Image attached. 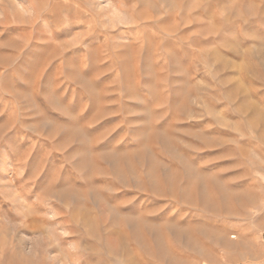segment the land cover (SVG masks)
Wrapping results in <instances>:
<instances>
[{
  "label": "rangeland",
  "instance_id": "obj_1",
  "mask_svg": "<svg viewBox=\"0 0 264 264\" xmlns=\"http://www.w3.org/2000/svg\"><path fill=\"white\" fill-rule=\"evenodd\" d=\"M46 2L0 0V264H264V0Z\"/></svg>",
  "mask_w": 264,
  "mask_h": 264
},
{
  "label": "bare ground",
  "instance_id": "obj_2",
  "mask_svg": "<svg viewBox=\"0 0 264 264\" xmlns=\"http://www.w3.org/2000/svg\"><path fill=\"white\" fill-rule=\"evenodd\" d=\"M87 2H88V0H74V1L73 0H68V1L67 0L66 1H64V0H47L45 5H48L50 8L47 9V10H44V12H43L44 5H40L39 7H37V10L35 9L36 10V12H35L36 14H35V17H34L33 21H35L39 17L40 18L43 17L44 14H47V13H49L51 11H54L55 8L57 9L59 7H62V6L65 7L66 9H68L69 7H72L75 14L81 13V12L85 13L86 11H88V8H89ZM91 16H92V14H90V17ZM208 219L209 218H207L206 220L208 221ZM127 220H129V218H127ZM206 220L205 221L203 220V221L207 223ZM211 220H212V218H211ZM211 222H209V223H211ZM209 223H207V224H209ZM212 223L210 225H208V226L204 225V224L202 225V223H201V224L195 225L194 228H195V230L207 235V237H209L210 239L214 240V242H221L223 244H230L231 241L229 239L226 240L225 235L222 234V232L224 233L226 231L227 228L224 229L226 226L224 225L225 227L224 226L219 227L220 225L218 226L217 223L216 224L215 223L212 224ZM133 225L134 226L133 227L131 226V228L134 229L133 231H135L137 229V226H135V224H133ZM181 236H182V234L180 233V231H174L173 238H176V239L180 240ZM185 243H186V245L187 244L188 245H192V243L189 242V241L188 242L185 241Z\"/></svg>",
  "mask_w": 264,
  "mask_h": 264
}]
</instances>
